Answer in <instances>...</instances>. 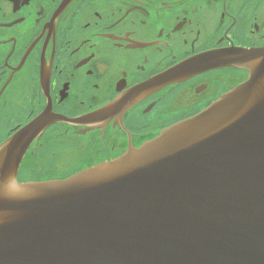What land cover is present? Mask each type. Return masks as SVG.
<instances>
[{"label": "flooded vegetation", "instance_id": "1", "mask_svg": "<svg viewBox=\"0 0 264 264\" xmlns=\"http://www.w3.org/2000/svg\"><path fill=\"white\" fill-rule=\"evenodd\" d=\"M262 48L264 0H0V146L45 110L84 118L50 125L18 172L67 178L216 103Z\"/></svg>", "mask_w": 264, "mask_h": 264}, {"label": "water", "instance_id": "2", "mask_svg": "<svg viewBox=\"0 0 264 264\" xmlns=\"http://www.w3.org/2000/svg\"><path fill=\"white\" fill-rule=\"evenodd\" d=\"M250 77L140 148L19 182L45 110L0 146V264H264V48ZM104 110L90 115L100 117Z\"/></svg>", "mask_w": 264, "mask_h": 264}, {"label": "rangeland", "instance_id": "3", "mask_svg": "<svg viewBox=\"0 0 264 264\" xmlns=\"http://www.w3.org/2000/svg\"><path fill=\"white\" fill-rule=\"evenodd\" d=\"M26 174L23 175V177H25ZM22 182V181H21Z\"/></svg>", "mask_w": 264, "mask_h": 264}]
</instances>
